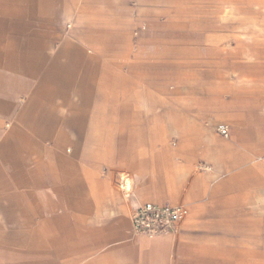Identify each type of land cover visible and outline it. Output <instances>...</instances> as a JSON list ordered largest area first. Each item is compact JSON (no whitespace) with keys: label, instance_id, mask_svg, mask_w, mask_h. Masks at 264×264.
Segmentation results:
<instances>
[{"label":"rangeland","instance_id":"rangeland-1","mask_svg":"<svg viewBox=\"0 0 264 264\" xmlns=\"http://www.w3.org/2000/svg\"><path fill=\"white\" fill-rule=\"evenodd\" d=\"M43 10L48 61L66 64L56 56L66 44L92 98L83 131L64 127L60 159L44 148L51 139L19 140L22 163L42 158L44 213L55 203L74 230L68 251L47 243L40 264H264V0H57ZM67 93L82 103L74 86ZM54 102L56 115L71 113ZM13 122L5 116L3 129ZM25 191L0 160V264H37L26 232L47 237ZM146 201L189 213L149 237L129 219Z\"/></svg>","mask_w":264,"mask_h":264},{"label":"crops","instance_id":"crops-1","mask_svg":"<svg viewBox=\"0 0 264 264\" xmlns=\"http://www.w3.org/2000/svg\"><path fill=\"white\" fill-rule=\"evenodd\" d=\"M56 2L57 0H0V160L9 169L11 179L25 187L29 218L40 217L38 224L47 233L42 241L41 232H26L32 243L31 250L36 245L37 252L32 251L35 255L31 260L37 264L42 262L41 251L47 243L61 253L68 251L65 239L74 235V230L66 226L68 221L58 212L55 203L47 207L49 215L44 213L45 208L38 202L35 192L47 183L44 170L39 165L42 158L38 156L31 158V162L27 164L22 163L23 144L19 140L22 139L30 147L36 143L33 136L40 137L41 141L51 139L52 146L46 145L44 148L54 150L56 157L60 159L65 144L64 127L83 131L92 98L87 79L74 73L77 62L70 58L74 51L65 49V44V48L56 53V56L64 53L69 57L64 65L56 58L49 62L44 53L47 40L52 35L45 31L43 9ZM71 86L79 92L81 104L69 100L67 91ZM21 94L24 95L23 103L17 100ZM55 98H60L63 104L68 105L71 111L69 115L55 114ZM5 116H12L14 119L12 125L8 124L10 128L7 130L3 129ZM131 187L130 182L128 189ZM51 190L58 196L67 193L58 185H52ZM68 205L75 206L73 201ZM32 236L36 242L31 240ZM72 246L68 248H73Z\"/></svg>","mask_w":264,"mask_h":264},{"label":"built area","instance_id":"built-area-1","mask_svg":"<svg viewBox=\"0 0 264 264\" xmlns=\"http://www.w3.org/2000/svg\"><path fill=\"white\" fill-rule=\"evenodd\" d=\"M223 132H227L228 127L222 125ZM119 187L128 190L129 177L122 173L118 178ZM189 213L187 205L182 203H159L146 201L130 214V221L136 233L155 237L161 234L174 232L178 223Z\"/></svg>","mask_w":264,"mask_h":264}]
</instances>
